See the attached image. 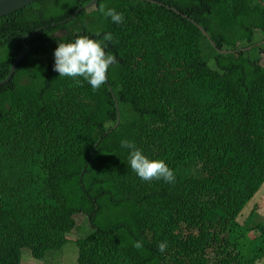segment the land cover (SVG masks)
<instances>
[{
	"label": "trees",
	"instance_id": "obj_1",
	"mask_svg": "<svg viewBox=\"0 0 264 264\" xmlns=\"http://www.w3.org/2000/svg\"><path fill=\"white\" fill-rule=\"evenodd\" d=\"M90 1L0 17V80L23 35L32 46L0 84V264H21L23 248L43 261L78 213L77 264H257L264 220L237 217L264 182V0ZM105 33L116 63L98 90L53 70L59 42ZM124 139L175 182L142 181Z\"/></svg>",
	"mask_w": 264,
	"mask_h": 264
},
{
	"label": "clouds",
	"instance_id": "obj_2",
	"mask_svg": "<svg viewBox=\"0 0 264 264\" xmlns=\"http://www.w3.org/2000/svg\"><path fill=\"white\" fill-rule=\"evenodd\" d=\"M99 10L102 15L110 18L113 23L122 24L124 22L123 13L117 12L114 8H106L101 5ZM96 35L99 36L100 32L97 31ZM112 41V33H105L102 40H94L88 36H78L73 42H61L54 51L55 63L53 70L59 73V77L72 78L77 85L81 83L78 78L82 77L90 84L93 91H96L107 81L109 67L116 63L115 56L105 52V48L108 46L106 42ZM120 143L121 147L128 149L130 167L142 181L148 182L155 179L163 180L166 183L175 182L174 171L163 160H150L130 140L124 139ZM81 215L83 214H75L74 219L76 220ZM75 239H78V237ZM133 247L141 249L143 244L136 241L133 243ZM166 249V241L158 244V250L161 253L165 252Z\"/></svg>",
	"mask_w": 264,
	"mask_h": 264
},
{
	"label": "rangeland",
	"instance_id": "obj_3",
	"mask_svg": "<svg viewBox=\"0 0 264 264\" xmlns=\"http://www.w3.org/2000/svg\"><path fill=\"white\" fill-rule=\"evenodd\" d=\"M264 65V60L262 61ZM254 208L259 214L260 220H264V182L261 184L259 190L253 195L249 202L242 209L238 215L237 220L243 222L247 217L250 210ZM85 223V217L83 215L76 219V227L68 234L71 241L65 244L61 249L50 250L47 253V257L42 260L34 258L28 248L21 250V264H77V247L74 243V239L80 236L79 228ZM83 230V234L87 233ZM82 234V235H83ZM54 254V256L49 254ZM257 264H264V258L260 259Z\"/></svg>",
	"mask_w": 264,
	"mask_h": 264
},
{
	"label": "water",
	"instance_id": "obj_4",
	"mask_svg": "<svg viewBox=\"0 0 264 264\" xmlns=\"http://www.w3.org/2000/svg\"><path fill=\"white\" fill-rule=\"evenodd\" d=\"M35 0H0V17L7 15L13 11L19 10L29 4H31L32 2H34ZM96 0H91L85 7H89L91 6ZM159 4H161L160 2H158ZM169 7V6H167ZM173 11H175L176 13L179 12L176 8H172ZM195 25L200 29V31L202 32V34L210 41L211 45L213 47L216 48V50L219 53H223V54H227V53H231L234 52V50H229V49H219L215 46V43L212 41L211 37L209 36V34L204 30V28L199 25L198 23L194 22ZM31 34L28 35H23L22 37V41L24 43V50L14 59V61L12 62L9 72L7 74V76L4 79L0 80V84H4L6 82H8L10 80V78L13 76L17 65L19 64V62L24 58V56L26 55V53L30 50V48L32 46H29L26 42H25V38L30 36ZM264 42V39L261 41ZM261 42H258L257 45L259 46L261 44ZM61 43V42H59ZM117 104V103H116ZM118 118L119 116L117 115V120H116V125L118 123Z\"/></svg>",
	"mask_w": 264,
	"mask_h": 264
}]
</instances>
